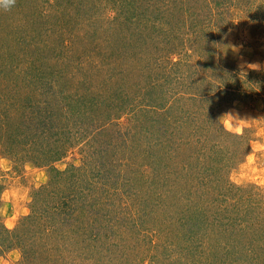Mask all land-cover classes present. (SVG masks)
<instances>
[{"label": "rangeland", "instance_id": "1", "mask_svg": "<svg viewBox=\"0 0 264 264\" xmlns=\"http://www.w3.org/2000/svg\"><path fill=\"white\" fill-rule=\"evenodd\" d=\"M79 1L37 0L34 4L33 0H0V92L2 89L7 93L12 87L10 85L18 84L9 75L15 60L23 69L32 66L47 68L44 72L49 75L48 67L62 70L60 61L65 65L70 61V50L78 57V67L74 69V65L68 76L58 77L57 83H50V78L36 85L27 82L22 86V97L16 93L12 97L14 106H18L17 109L25 107L29 114H34L35 106L43 107L44 102L62 100L66 104L72 103V106L86 102V107L71 108L76 112L71 114L74 117L71 124L76 130L80 126L84 137L82 141L69 145L67 156L53 165L64 175L54 187L55 196L47 195L50 190H46L45 197H41L45 204L42 207L47 206L46 203L56 204L69 188H76L80 193L72 196L75 201L71 203L78 211L76 215L94 225L101 236L108 234L114 245L106 247L108 251H99V254H106L105 258L90 260L92 257L82 252V248L93 244L86 238L83 245H68L64 252L61 251L59 264H139L141 243H144L145 250L148 246L156 248L154 264H189L186 253L172 249L170 242L173 236L170 234L190 231L191 224L184 221L194 215L195 208L212 214L219 211V214H211V227L196 231L199 238L195 240V247L199 246V252L204 253L205 249L206 252L212 251L217 245L228 248L225 238L214 239H217L218 232L221 236L238 231L244 234L251 232L248 236L256 235L259 230L252 232L247 226L252 222L249 212L258 213L260 210L254 202L264 208V0H235L237 3L230 8L228 27L213 39L205 31L200 36H187L184 23L186 16L190 19V14L175 12L172 7H169L170 12L164 9L171 4L167 2L173 0H161L160 5H146L150 7L139 11L140 18L116 24L117 30H114V22L110 20L107 24L102 16L94 22L98 23V28L100 26L98 31L94 23V26L87 23L89 18H83L81 10L84 5ZM76 2L78 4H72ZM191 2L186 5L190 13L194 6H202L197 0ZM145 9L147 11L144 12ZM112 12L108 10L107 18L115 17ZM26 14L31 15L27 17ZM36 30L44 33L39 41ZM63 33L69 42L61 39ZM116 37L123 39L122 42H114ZM185 41L188 46L182 51ZM18 43L26 46L21 48ZM117 47L121 50L119 57L114 56ZM37 48L43 52L28 55ZM82 51L88 54L81 57ZM58 53L62 54L55 58ZM115 65L123 67L117 75L119 80L109 84L112 95L101 96L97 92L98 84L100 90L103 89L99 81L104 79L102 75L108 68H116ZM229 70L234 71L239 79L233 89L238 86L244 89L242 93L227 92L223 88L231 80L222 72ZM248 75L249 78L246 77ZM90 76L92 83L81 81H89ZM72 79L77 80L76 85L71 86ZM221 88L223 90L219 92ZM117 89L122 92L120 96L114 92ZM211 94L214 95L209 97ZM95 101L100 107L90 109ZM100 101H103L102 105ZM161 104L165 107H159ZM137 105L138 108L157 106L155 113L147 114L137 111ZM134 108L138 116H135ZM13 112L18 113L15 109ZM168 119L173 128L170 138L188 137L194 145L175 147L169 154L159 147H151V152L144 153L148 143L155 140L143 130L151 126L158 130ZM207 122L214 126L219 123L231 134L244 138L242 141L234 138L221 140V145L226 144L227 148L219 150L226 155L228 164H217L222 161V155L215 157L214 153L215 163L224 166V170L202 182L205 170L201 162L193 160L205 153L207 161L212 162L209 148L202 150L198 147L201 150L198 151L196 147L204 139L199 126L207 125ZM101 125H105L104 129L98 132ZM94 131L96 134L92 133ZM156 132L154 136L159 138L160 132ZM156 143L159 146V141ZM12 151L16 153L14 147L0 150V179L4 185L0 218L7 229L16 231L23 219L32 214L35 192L49 183L51 170L30 162L16 163L8 154ZM233 152L241 156L230 159ZM227 189L226 198L230 201L239 199L241 195L250 197L252 201L238 202L239 209L225 211L219 218L220 207L227 206L229 202L214 200ZM183 192L190 193V197L193 193L192 202L182 199L181 203ZM238 192L241 194L237 195ZM85 198L88 202L84 204ZM239 214H243L244 220L241 230L225 225L231 217L236 218ZM110 216L116 222L109 221ZM220 221L225 224L221 225ZM141 234H145L147 239L144 240ZM26 235L19 240L20 248L0 257V264H34L32 260H26L22 247L25 244L32 246V240L36 238L28 232ZM147 241L151 243L148 245ZM59 245L62 246V242Z\"/></svg>", "mask_w": 264, "mask_h": 264}, {"label": "trees", "instance_id": "2", "mask_svg": "<svg viewBox=\"0 0 264 264\" xmlns=\"http://www.w3.org/2000/svg\"><path fill=\"white\" fill-rule=\"evenodd\" d=\"M34 4H36L37 0H33ZM72 1V0H71ZM101 1V2H100ZM199 3H201L202 6L200 8H196L194 6L191 13L190 11L186 10V5L188 3H192L191 0H173L167 2L170 5H163L165 6V11L170 12V8L172 7L174 11L180 12L182 11L185 15L190 14V19L186 16L187 20L185 21L184 25V33L189 35H196L200 36L204 31L209 33L212 37V39L216 36L217 33L223 32L225 28L228 27V16L231 14V7H234V3H237L235 0H197ZM80 4H83V9L81 12L84 14L83 18H89L90 20L87 23H92V26H96V30L98 31V22L102 16H104V20H107V24L110 23V20L114 22V24H122L123 22H133L136 21L139 17V11H141L142 8H148L150 6H146L148 4L150 5H157L161 2V0H80ZM46 1L44 2V4ZM16 4V2L14 3ZM38 4H43L42 2H39ZM72 4H78L72 3ZM228 5V7H227ZM78 6V5H77ZM161 6V7H163ZM224 8L226 10H224ZM108 10L113 11L111 15L115 16L114 18L109 17L107 18ZM230 10V11H229ZM107 11V14H106ZM147 11L146 9L144 12ZM171 12H173L171 10ZM31 14H26L27 17H30ZM224 15V16H223ZM192 16L194 19H191ZM25 17V16H24ZM141 17V15H140ZM139 17V18H140ZM230 17V16H229ZM225 22V23H223ZM94 23V24H93ZM69 25V23H68ZM79 25V24H78ZM71 26V25H69ZM70 28V27H68ZM111 28H109L110 30ZM119 29V27L116 25L114 26V30ZM62 31L64 32L63 28ZM38 34L37 40L39 41L41 37H43L44 33H40L38 30H36ZM65 29V33H66ZM191 32V34H190ZM123 37V36H122ZM19 39H22L19 37ZM62 40H65L67 42V35L63 33V36L61 37ZM35 40V43L37 42ZM44 39H41V41ZM123 40V39H122ZM122 40L118 37L114 40V42H122ZM26 43L28 42V39H24ZM46 42V40H44ZM61 43V41H60ZM94 43V40L93 42ZM20 44V43H18ZM21 48H24L26 45L20 44ZM188 46L187 41H185V45L182 51L184 49L186 50ZM76 47V46H75ZM74 47V48H75ZM63 48V47H61ZM120 47L116 48V57H119L121 55ZM67 49V48H66ZM69 50V49H67ZM191 50V49H190ZM71 51V59L68 63L61 62V65L63 66L62 70L58 68H54L53 66L48 67L49 68V75H47L44 71L46 69H40L38 67L32 66L27 67L25 69L20 67L17 61H14L13 66L11 67L9 71V75H11V79L13 82H18V84L10 85L12 86L10 91L7 93H3L2 89L0 94V150H7L10 148H15L16 153L9 152L12 156V159L14 158L15 162L23 161V162H30L34 165L41 166L43 168H50V181L47 185L42 187L41 189L36 190L35 192V198H34V205L32 214L26 218L23 219L21 222V226L16 231H10L7 229L1 218H0V257L7 253L8 251H11L12 249L20 248L19 240L27 237L26 232L30 233L32 236H34L36 239L32 240V246L24 245L22 247V253L26 255L27 258L32 260L31 263L34 264H59V256H61V251L64 252V250L68 247V245L74 246L78 243H81L83 245V241L87 238V240H90L92 242V245H87L83 249V254H86L90 258V260L94 258H105L106 254H99L100 250L105 249L108 251L106 247H111L114 245V242L111 241L110 236L108 234L106 235H100V233H97L96 230L93 228L94 225H92L89 221L86 222V219L80 218V216L76 215V209H74V205L72 206V202L75 201V199L72 198V196L75 197V194L80 193L76 190V188H69L68 192L66 191V194H63L59 201L55 203H46L47 206L42 207V205H45L41 197H45L46 190H50V193L47 195L55 196V190L54 187L57 186L58 182H61L62 176L64 175L63 172L59 170H55L53 165L61 161L67 156L66 148L69 147V145H74L75 142L82 141V138L84 135L80 133L81 127H79L78 130H76L75 126L71 124V121L74 120V117L71 115L72 113H76L73 111V109L80 108L83 105L86 107V102L79 101L78 103H81L79 106L74 105L72 106V103L66 104L63 103L62 100H56L54 102L46 103L44 102L43 107L35 106L34 114H29L26 112L25 107H19L14 106L15 101L12 97H14V93L20 95L22 97V86H26L27 82H34L35 85L37 83H41L43 80L51 79L50 83H57L58 77H65L66 75H69L70 69H74L78 67V57L76 58L74 55V52ZM40 52H43L40 50V48H37L31 53H28V55L31 54H40ZM80 52V51H79ZM62 53H58L55 58H58ZM88 53L82 51L81 57H85ZM179 54V53H176ZM28 56V59L30 58ZM27 59V60H28ZM52 59H50L51 61ZM73 63V64H71ZM214 62H212L213 64ZM71 64V65H70ZM211 64V65H212ZM116 68L109 67L107 72H105L102 76L104 78L103 80H100V84L102 85L103 89L99 90L97 92L101 96H105L107 93L108 95H112V92L110 93V87L109 84H112V82L116 83L119 80V77L117 76L121 69L123 67H120L118 65H115ZM54 68V70H53ZM111 69V70H110ZM110 70V71H109ZM33 71V72H30ZM223 76L229 75L231 81L227 84V86H224L223 88H226L227 92H235L238 91L239 93H242L244 89H239L237 86L235 89H233V86L237 83L239 80L236 76V73L232 70L229 71H223ZM256 72H253L255 74ZM46 75V76H45ZM246 77H250L249 75ZM101 78V79H102ZM84 83H92V76L89 77V81L87 79H82ZM77 80L72 79L71 86L76 85ZM20 84H22L20 86ZM9 88V87H7ZM221 88V90H223ZM97 89V88H96ZM0 92V93H1ZM95 94V90H93ZM117 95H121L122 92H120L119 89L117 91H114ZM224 92V93H227ZM237 93V92H236ZM216 94V93H215ZM98 95V94H97ZM214 94L209 95V97H212ZM123 96V95H122ZM125 96V95H124ZM127 96V95H126ZM66 97V96H65ZM131 96H127V98H130ZM66 99V98H64ZM123 100V99H121ZM11 101H13L11 103ZM103 101H100L102 105ZM63 104V105H62ZM92 103H88V105H91ZM98 103L95 101L92 106H90V109H96V107H100L97 105ZM104 104V103H103ZM26 105H29L26 104ZM100 105V104H99ZM109 105H113L109 103ZM133 107H135L133 104H131ZM105 106H107V103H105ZM155 106L157 105H151V106H143L138 108V105L136 108L138 109L140 113L143 111L144 113L151 114L155 113ZM103 107V106H101ZM159 107H165V104L159 105ZM71 108H73L71 110ZM121 108V107H120ZM135 116H138V112L135 110ZM15 109L18 111V113L12 114V110ZM88 110V109H87ZM153 110V111H152ZM84 111L83 113H85ZM149 112V113H148ZM72 116V117H71ZM149 121L151 120L150 117H148ZM168 121H164L163 125L159 126L158 130L151 126L149 128H146L143 130V132L148 133V136H151L155 141H159L155 144V141H150V143H154V145L150 146V143H148L149 147L144 148L145 152H151L153 148L151 147H159L161 151H165L168 154L174 150L175 147H192L194 143H191V138L188 139V137H184L182 139L178 140H172L170 137H172V131L173 128L170 126ZM214 122V121H213ZM208 123V122H207ZM209 124V123H208ZM202 125L199 126V128L203 132V141L201 145H197V150L200 147L202 150L209 148L210 152H212L210 155V160L213 162L207 161V156L204 154L198 155L197 158L193 160V162L202 163V166L205 170V178L202 180V182H205L207 179L217 175V172H220L221 170H224V166L217 164L219 163H225L226 155L222 152V148H227V145H221V140L224 138L230 139H238L242 141L244 137L241 138L239 135H233L230 132H228L226 129L221 127L219 123H217L216 126L212 124L209 125ZM199 125V124H198ZM102 126V125H101ZM105 126V125H104ZM104 126L97 129L98 132H100L102 129H104ZM96 131V130H95ZM92 132L95 133L96 132ZM154 131L160 132L159 138L154 136ZM156 132V133H158ZM206 134V135H204ZM209 136V137H206ZM142 137V136H141ZM156 137V138H155ZM206 137V139H205ZM219 138V140H217ZM162 139L163 142H160ZM172 140V141H171ZM197 140H200V137L197 138ZM147 141V140H146ZM165 143L167 146H165ZM222 146V147H221ZM247 151H249V147H246ZM247 151H244L247 153ZM227 152V151H226ZM166 153V154H167ZM216 153V154H214ZM14 154V155H13ZM213 154L215 157L217 155L221 154V160L217 164L215 163V159H213ZM227 155H230L227 152ZM241 156V154H238L237 152L232 153V157L230 159H236L237 157ZM206 157V158H204ZM223 167V168H222ZM97 176V171H95L94 175ZM100 173H98L99 175ZM95 177V176H94ZM146 177V176H143ZM93 189V185H91ZM65 191V190H64ZM4 192V185L2 184V181L0 179V207L2 203V195ZM83 192V191H82ZM229 190L227 189L224 191V193L217 196V198L214 200V202H222L226 203L229 202L227 206L222 205L220 207L222 216L223 212L229 211L230 209L232 211H235L234 209H239L238 202L243 203H249L252 201V199L244 198V195H241L239 199H234L230 201V198L227 199L226 196L228 194ZM245 192V191H244ZM241 194L240 192L237 193V195ZM193 193L186 192L182 193L181 196V203H183L182 199L186 201L187 199H190L192 202ZM107 196V195H106ZM86 198H89L86 196ZM84 199V204L88 202V199ZM244 200V201H243ZM149 201V200H148ZM180 202V201H179ZM232 202V203H230ZM196 205V204H195ZM261 204H257V202H254V206L260 209L257 211L258 213H255L254 211H250L248 215L252 217V222L247 226V228H250L252 232L255 230H259L256 232V235L248 236L251 232H247L244 234L243 232H226V235L223 234L221 236V233H217L215 240L223 239L225 238L226 244L228 243V248H220L221 245H217L212 251L206 252V249L204 253L199 252L197 248L195 247V240H198V232L204 230L205 228H209L212 226V222L209 221L212 212H205L202 211L199 208H195L194 215H191L189 219H185L184 222H187L191 224L190 231L185 232H175L173 234H170V236H173V239L171 240V247L175 252L177 250H182L184 253L188 255V259L190 260L189 264H264V217H261V215H264V208L260 207ZM40 206V207H38ZM148 206V205H147ZM219 209V210H220ZM75 213V214H74ZM210 213V214H207ZM214 215L219 214V211L214 212ZM212 214V215H213ZM98 218V216H95ZM243 214L240 216V214L236 217L229 219L228 223L225 224L223 221L221 225H227L228 224L234 229L241 230L243 227L244 220L242 219ZM111 219L109 221L116 220L114 217L110 216ZM218 219V218H217ZM81 221V222H79ZM119 221V220H117ZM217 223V222H213ZM61 224V226H60ZM63 225H65L63 227ZM211 225V226H210ZM92 228L91 230H87L84 228ZM198 229V230H197ZM196 232V233H195ZM224 232V231H223ZM214 234V233H213ZM144 237V240L147 238L145 237V234H141ZM221 236V237H220ZM237 236V237H236ZM90 238V239H89ZM62 242V246L59 245V243ZM148 245L151 243V241H147ZM210 242V241H209ZM41 243V244H40ZM58 243V245H56ZM40 244V245H39ZM147 244V243H146ZM19 245V246H18ZM39 245V246H38ZM116 245V244H115ZM141 251L138 254L140 256V262L139 264H154L153 261V254L156 250L155 247H149L145 250L144 243H141ZM154 245V244H153ZM49 247V248H48ZM65 247V248H64ZM44 249V251H43ZM80 249V250H82ZM98 252V253H97ZM203 255V259H202ZM155 257V255H154ZM89 259V258H88ZM77 261V258L75 259ZM74 260V262H75ZM138 260V259H137ZM186 264V263H184Z\"/></svg>", "mask_w": 264, "mask_h": 264}]
</instances>
